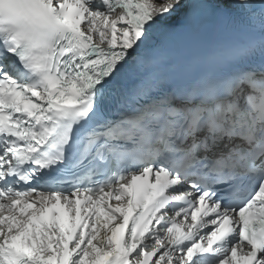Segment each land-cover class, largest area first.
Returning <instances> with one entry per match:
<instances>
[{"label": "snow or ice", "instance_id": "6c2138e0", "mask_svg": "<svg viewBox=\"0 0 264 264\" xmlns=\"http://www.w3.org/2000/svg\"><path fill=\"white\" fill-rule=\"evenodd\" d=\"M0 264H264V0H0Z\"/></svg>", "mask_w": 264, "mask_h": 264}, {"label": "bare ground", "instance_id": "6f19581e", "mask_svg": "<svg viewBox=\"0 0 264 264\" xmlns=\"http://www.w3.org/2000/svg\"><path fill=\"white\" fill-rule=\"evenodd\" d=\"M210 20H212V19H210Z\"/></svg>", "mask_w": 264, "mask_h": 264}]
</instances>
